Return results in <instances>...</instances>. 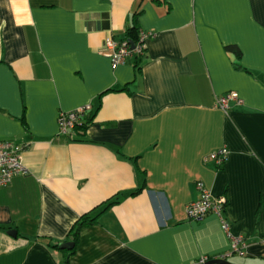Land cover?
I'll return each instance as SVG.
<instances>
[{"label":"crops","instance_id":"crops-1","mask_svg":"<svg viewBox=\"0 0 264 264\" xmlns=\"http://www.w3.org/2000/svg\"><path fill=\"white\" fill-rule=\"evenodd\" d=\"M136 13L155 38L113 68L106 41ZM231 92L241 103L218 107ZM86 105L87 132L59 134L60 113ZM0 140L28 170L0 188V264H64L52 246L72 247L80 216L114 196L69 264L221 256L232 241L219 218H187L198 182L245 238L228 261L264 264V0H0ZM224 147L218 167L209 156Z\"/></svg>","mask_w":264,"mask_h":264},{"label":"built area","instance_id":"built-area-1","mask_svg":"<svg viewBox=\"0 0 264 264\" xmlns=\"http://www.w3.org/2000/svg\"><path fill=\"white\" fill-rule=\"evenodd\" d=\"M155 38V34L141 31L139 43L132 48L126 41L115 40L112 37L106 41L105 57L110 60L113 68L124 64L127 59L135 55H144L147 49V41ZM230 100L241 103L239 95L235 92L228 93L218 98L217 106L227 109ZM91 106H80L75 110L61 112L58 118L59 134L68 135L70 131L76 129L82 124L84 118L90 113ZM21 148L10 142L0 140V188L7 187L12 180L19 175H27L28 170L23 166L20 159ZM229 151L226 147L213 152L209 160L216 166L221 167L228 159ZM200 192V198L191 202L186 207L187 218L191 221L200 222L209 215H215L222 223L223 229L229 234L231 239L230 250L216 257H202L191 264H208L210 261L227 260L234 254L243 255L246 247L245 238L242 235L232 236L229 232L230 223L226 219L225 209L227 199L225 197H214L205 186L198 182L196 184Z\"/></svg>","mask_w":264,"mask_h":264},{"label":"trees","instance_id":"trees-1","mask_svg":"<svg viewBox=\"0 0 264 264\" xmlns=\"http://www.w3.org/2000/svg\"><path fill=\"white\" fill-rule=\"evenodd\" d=\"M138 16H139V13H136V15L133 17L131 25L127 28V30L125 32L124 38L122 40H119V41L126 40L130 44L133 43L134 45L139 43V36H140L141 30H140V26H139V22H138ZM226 50L228 52L235 54L237 59H239V60L241 59V52L237 47L228 46V47H226ZM141 56L142 55H135L134 57L136 59H139V57H141ZM137 61H139V60H137ZM235 66L238 70H243L240 63H236ZM136 68H137L138 72L141 70L140 64L138 62L136 63ZM91 123H92V120L90 117H88L83 124L79 125V126H81L83 133L87 132L89 125ZM116 198H117V196H114L113 198L108 199L105 202H103L101 205L95 207L91 212L83 214L76 221V223L72 226V228L69 232V235H68V239L70 240L72 247L70 249H61L64 254L66 253L65 256H66L67 260L64 264H69V257L74 255V253L76 251V247H77L79 240H80V234H81L82 229L85 227L92 226L95 223H97L99 217L103 213H105L112 206H114L115 204L118 203V200ZM98 210H100V212H98L96 215H94V213ZM52 247L58 248L59 245L56 244Z\"/></svg>","mask_w":264,"mask_h":264},{"label":"water","instance_id":"water-1","mask_svg":"<svg viewBox=\"0 0 264 264\" xmlns=\"http://www.w3.org/2000/svg\"><path fill=\"white\" fill-rule=\"evenodd\" d=\"M132 48H134V44H131ZM9 235L13 238L17 236L16 231H9ZM60 249H70L71 247H67L65 244H62L59 246ZM208 264H232L227 260H215V261H210Z\"/></svg>","mask_w":264,"mask_h":264}]
</instances>
